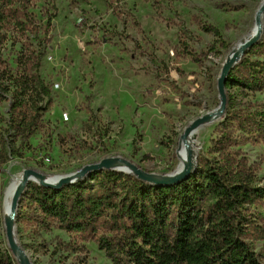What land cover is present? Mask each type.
Wrapping results in <instances>:
<instances>
[{"label":"rangeland","instance_id":"obj_1","mask_svg":"<svg viewBox=\"0 0 264 264\" xmlns=\"http://www.w3.org/2000/svg\"><path fill=\"white\" fill-rule=\"evenodd\" d=\"M260 2L18 0L16 7L31 15V24L23 36L10 26L0 48V73L7 65L18 67L26 45L39 50L44 42L40 77L51 97L41 104L40 126L28 141L16 131L8 138L14 156L0 169L1 217L9 173L31 169L53 178L118 158L147 174H172L186 127L219 108L221 70L251 32ZM203 26L216 27L222 40ZM248 99L264 110V94ZM8 111L9 102L1 103L0 115L7 121ZM220 122L200 128L198 159L216 156L211 141ZM3 127L7 123L0 133ZM239 147L255 169L257 185L264 186V143L244 141ZM21 206L16 237L32 264H113L95 242H84L54 222L42 224L28 199ZM248 209L251 223L262 229L253 230L248 242L264 264V240H258L264 235V204ZM3 240L2 248L10 250L6 236Z\"/></svg>","mask_w":264,"mask_h":264},{"label":"trees","instance_id":"obj_2","mask_svg":"<svg viewBox=\"0 0 264 264\" xmlns=\"http://www.w3.org/2000/svg\"><path fill=\"white\" fill-rule=\"evenodd\" d=\"M17 1L0 5V48L12 24L20 36L29 31L31 15L23 14ZM203 29L222 40L216 27ZM43 46L40 42L35 50L26 45L18 67L1 70L0 104L9 102V120L0 115V126L7 123L0 133V169L14 156L9 155L11 132L28 141L40 126L41 104L51 97L40 77ZM263 58L264 35L229 74L227 89L235 93L228 94L226 114L214 131L210 152L216 156L200 157L187 180L153 186L117 171L94 172L61 189L30 184L20 209L28 199L42 224L54 222L84 242H95L113 264H262L248 242L253 230L262 229L251 223L248 208L264 204V186L257 185L255 169L239 145L264 143V110L246 101L264 94ZM5 235L0 215V264H16L11 251L2 248Z\"/></svg>","mask_w":264,"mask_h":264},{"label":"water","instance_id":"obj_3","mask_svg":"<svg viewBox=\"0 0 264 264\" xmlns=\"http://www.w3.org/2000/svg\"><path fill=\"white\" fill-rule=\"evenodd\" d=\"M261 14H264V6L261 10ZM264 35V28L262 30V34L255 35L251 39L245 41L242 44V47L240 49V52L238 54H235L234 56H230L226 59L223 68L221 70L219 79H218V93H219V99H220V106L218 109L214 111V116L212 117L210 114L204 115L199 117L198 119L194 120L184 131V134L181 136V139H187L191 133L197 131L202 126H204L206 123L210 122L213 119H217V121L223 120L227 107H228V94H227V80L229 77L230 72L240 63L242 57L244 54L257 42L261 40V38ZM126 163L127 166H129L132 169V175L138 178L141 181L147 182L148 184L154 185V186H171L174 184H178L182 181L187 180L192 174H194V168L193 165H189L186 167V169L179 175H164V176H154L151 174L145 173L143 170L139 169L136 165L122 160ZM114 161L112 159H105L101 161L98 164L94 165H88L81 169L78 172L65 175V176H59V181L54 183L50 177L41 174L35 170H25L22 173V181L19 185V187L15 190L13 195V201L11 206V217L7 219L4 223V230L6 231V241L8 243V247L18 261L19 264H32L30 259L28 258L25 251L21 248V246L18 243L17 237H16V226H15V219L17 217L18 209L20 207L21 199L23 194L25 193L26 187L31 183L32 181L34 183L39 184L40 186L49 187L53 189H61L64 186L75 184L79 181H82L88 177L93 172H100L103 170L106 171H115L113 166ZM124 173V172H123Z\"/></svg>","mask_w":264,"mask_h":264},{"label":"bare ground","instance_id":"obj_4","mask_svg":"<svg viewBox=\"0 0 264 264\" xmlns=\"http://www.w3.org/2000/svg\"><path fill=\"white\" fill-rule=\"evenodd\" d=\"M263 6H264V0H261L251 32L246 37H244L241 41H239L237 45L234 46V48L232 49L228 57L238 54L240 52L242 44L245 41L251 39L255 35L262 34V30L264 28V14L260 15V13H261ZM207 114H210L212 117L214 116L213 111H210L209 113H206L204 115H207ZM215 122H217V119L211 120L210 122L206 123L204 126H210ZM201 129H198L197 131L191 133V135L187 139H184V140L180 139L179 146L177 148L178 164H177L175 171L172 173V175L181 174L186 169V167L191 164L193 165L194 172L196 171L198 152H199L198 135ZM112 160L114 161L112 168L115 171H118L121 173L124 172L127 175L133 174L132 169L129 166H127L126 163L123 162L121 159L112 158ZM9 174H10V182L6 186L4 190L3 198H2L1 214H2L3 223H5V221L11 217V206H12V201H13V195H14L15 190L19 187L22 181V173H18V174L9 173ZM154 176H157V175H154ZM50 179L54 183L59 181V177H53V178L50 177Z\"/></svg>","mask_w":264,"mask_h":264}]
</instances>
